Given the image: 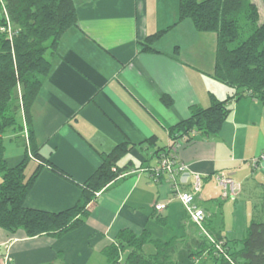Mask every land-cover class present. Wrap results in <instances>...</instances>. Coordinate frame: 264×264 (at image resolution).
<instances>
[{"label": "crops", "instance_id": "1", "mask_svg": "<svg viewBox=\"0 0 264 264\" xmlns=\"http://www.w3.org/2000/svg\"><path fill=\"white\" fill-rule=\"evenodd\" d=\"M179 2L170 7L165 0H75L78 25L63 35L32 106L40 152L68 177L45 167L25 205L52 212L75 205L82 183L101 164L100 152L124 141L144 143L123 158L121 164L132 160V167L100 191L86 221L73 230L28 236L0 227L5 264H109L104 249L122 229L164 241L199 236L170 183H156L145 169L158 164L154 151L172 144L169 128L187 118L191 106H209L212 94L225 99L234 90L213 76L216 33L198 31L190 18L177 23ZM3 13L0 2V19ZM161 29L167 31L154 43L157 51L142 50L140 42ZM229 107L217 135L182 137L176 154L188 166L179 176L183 189L202 174L197 200L211 228L241 239L264 195V159L253 163L264 151V103L245 95ZM152 136L156 144L150 145ZM5 146L8 165L16 166L28 147L25 133L8 131ZM35 166L32 160L27 173ZM220 173L239 184L234 196H224ZM160 202L167 203L163 210L155 207ZM144 249L155 251L152 243ZM178 259L192 262L184 247Z\"/></svg>", "mask_w": 264, "mask_h": 264}, {"label": "trees", "instance_id": "2", "mask_svg": "<svg viewBox=\"0 0 264 264\" xmlns=\"http://www.w3.org/2000/svg\"><path fill=\"white\" fill-rule=\"evenodd\" d=\"M0 2L11 24V30H2L8 26L3 14L0 19V227L9 232L23 229L28 236L48 234L59 237L86 221L96 204L97 193L134 163L129 160L121 164L120 161L144 142L124 141L109 152H100L101 164L82 183V192L75 205L58 212L26 206V198L45 167L68 177L40 152L32 106L53 68V58L63 35L78 25V15L75 0ZM262 2L264 4V0ZM186 18L193 21L198 31L216 33L213 76L235 90L225 99L212 94L209 106H191L190 115L169 128L172 144L182 137L191 140L194 132L217 135L231 112L229 102L232 99L250 95L264 103V18L259 4L254 0H180L177 23ZM166 31L161 29L147 35L140 42L142 50L157 51L153 45ZM163 100L171 102L166 95ZM25 128L28 147L22 161L11 167L5 157V135L11 130L22 133ZM147 143L156 144V137L152 136ZM168 148L160 146L154 153L160 156ZM32 160L36 161V166L28 174ZM263 197L255 204L254 216L241 239H227L215 232L206 219V228L212 238L200 234L195 223L198 237H174L168 241L154 239L147 231L137 234L122 229L105 247L104 254L109 264H180L178 251L184 247L191 264H264ZM220 242L223 251L218 246ZM148 243L154 245L153 253L145 251L144 246ZM4 256L0 247V264H5Z\"/></svg>", "mask_w": 264, "mask_h": 264}, {"label": "built area", "instance_id": "3", "mask_svg": "<svg viewBox=\"0 0 264 264\" xmlns=\"http://www.w3.org/2000/svg\"><path fill=\"white\" fill-rule=\"evenodd\" d=\"M4 16L7 18L8 26L6 28L2 27V30L8 29L11 30V24L9 20V16L4 7ZM24 133L28 140L27 128H25ZM181 145L179 140L172 144L167 150H164L160 153L158 164L145 168L148 170L156 183H161L163 181H167L171 186V193L174 198L179 199L185 207L187 215L189 219L195 223L200 231V234L209 235L208 230L206 228V219L207 214L199 204L197 200V196L202 187L203 177L200 173L194 174V180L192 184V188L190 190L183 189L181 185V181L179 180V176H181L188 169L187 164L182 161L178 155L176 154V149ZM264 159V151L261 153L260 157L253 160L254 165H256L260 160ZM123 173L122 175H124ZM121 175V176H122ZM216 179L221 184L224 189V196H234L240 189L239 184L234 182L233 178L227 174L220 173L216 174ZM100 191L97 193L99 195ZM167 206L166 202H160L156 204V209L163 210ZM210 238H212L210 236ZM222 242L218 244L221 248ZM223 251V248H221ZM7 256H4V261H6Z\"/></svg>", "mask_w": 264, "mask_h": 264}, {"label": "rangeland", "instance_id": "4", "mask_svg": "<svg viewBox=\"0 0 264 264\" xmlns=\"http://www.w3.org/2000/svg\"><path fill=\"white\" fill-rule=\"evenodd\" d=\"M254 1L259 4V8H260V12H261V17L264 18V4H263L262 0H254ZM165 2L168 3L170 5V7H171L172 4H173V2H174V0H165ZM177 3H178V0H177ZM47 56L50 57V53H48ZM19 95H20V91H19ZM124 162H125V159H123L122 161H120V163H124Z\"/></svg>", "mask_w": 264, "mask_h": 264}]
</instances>
